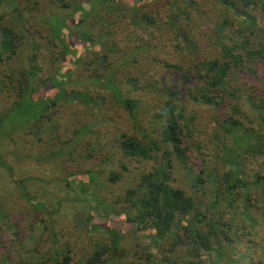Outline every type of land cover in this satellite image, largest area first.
<instances>
[{
    "label": "trees",
    "instance_id": "1",
    "mask_svg": "<svg viewBox=\"0 0 264 264\" xmlns=\"http://www.w3.org/2000/svg\"><path fill=\"white\" fill-rule=\"evenodd\" d=\"M156 1L165 14L160 23L159 11H143L148 0H0V63L17 53L15 34L3 17L30 23L37 34L27 35L21 80L3 66L0 78L6 76L17 93L0 111V129L25 104L16 117L20 138L51 145L46 151L56 150L53 155L61 156L63 146L72 154L71 139H63L56 118V108L64 106L77 119L91 116L74 131L82 136L80 146L104 148L99 163H108L107 180L134 168L123 190L111 196L117 205L100 189L102 174H72L66 185L77 188L64 201L78 202L72 208L74 226L64 237L56 224L62 197H37L0 155V168L12 183L0 190V264H264V237H247L244 225L258 223L264 230V0H212L210 14L195 0H179L195 12L180 8L178 0ZM99 7L102 12L95 11ZM49 8L53 12L46 13ZM203 15L214 17L212 30L199 29ZM124 16L131 31L144 32L145 24L151 30L135 51L120 57L121 43L106 40L110 33L101 28ZM178 16L182 20L176 21ZM93 24L101 30L94 33ZM208 50L216 54L207 55ZM139 65L144 72L131 70ZM105 91L119 107L113 108L116 122ZM143 111L149 128L141 123ZM45 130L56 142L40 139ZM92 133L101 141H89ZM7 138L13 137L0 133L1 143ZM90 156L87 151L81 159ZM258 160L262 167L246 179L242 168ZM175 164L188 172L186 187L172 184ZM252 190L258 204L241 194L253 196ZM206 194L211 199L203 202ZM247 205L255 206L259 217L244 213ZM238 207L243 208L238 217L246 214L249 220L238 222L233 215ZM115 218L147 233L148 246L131 238L136 247L120 250L126 230L114 225Z\"/></svg>",
    "mask_w": 264,
    "mask_h": 264
},
{
    "label": "rangeland",
    "instance_id": "2",
    "mask_svg": "<svg viewBox=\"0 0 264 264\" xmlns=\"http://www.w3.org/2000/svg\"><path fill=\"white\" fill-rule=\"evenodd\" d=\"M148 2H149L148 3L149 6L144 5L143 9L145 10L143 11H146V10L148 11L153 8L159 11V14L156 15V19H157L156 22L160 23L158 19L159 16L161 18H164L165 14H161L160 5L158 1L148 0ZM195 2L198 3L197 5L200 7L201 10L206 11V14L211 13V10L209 11L208 9L212 8V4H211L212 0H205V4L204 5L202 4V6L200 3H202L203 0H195ZM176 4H178L180 8L191 9V7L188 4L180 2L179 0ZM103 9L104 7H99L95 9V11L102 12ZM9 10H10L9 8L6 9V11H9ZM167 10L168 9L165 6L166 13H167ZM22 12L26 14L25 9H22ZM51 12H53L52 8H49V10L46 9V13H51ZM125 17L126 16H124L123 18ZM180 17L181 16L176 17L175 20L176 21L182 20ZM3 20L4 21H2V23L4 26H8L13 29V33L15 34L14 45H15V48L17 49V53L13 54L10 59L5 61V63H0V74H3L6 72L3 70L4 69L3 66L8 64L9 69L14 70V74L17 75L21 80L25 75L24 74V69H25L24 67L26 64L25 42L28 41L27 35L31 34L33 37L37 38V34L35 32V29H32L30 27L31 26L30 23L29 24L24 23L22 25L17 24V23L15 24V22L11 20L10 16L3 17ZM38 20L39 19H34L31 21H38ZM121 22L116 21L114 22V24H110V21H109L106 26L101 28V29L105 28L110 33L109 35L110 37H108L106 40L110 41L111 43H117V42L121 43L122 51L120 53V57L124 56L129 51H135L136 50L135 47L140 43L139 40L146 38L145 33H148L151 30V28L147 27L148 25L145 24L146 27L144 28V32H139V31L133 32L131 31V28H130L132 27V24L130 23V21H128V18H125ZM214 24L215 22H214L213 16L206 15V18H204V15H203V19H201L199 22V29L201 30L211 29L212 30ZM122 25L128 28H123ZM18 28H20V30L21 29L23 30V32H21L22 35H20ZM91 28L94 33L101 30L97 27V24L91 25ZM54 51H55L54 48H50L51 55H53ZM208 51L209 52L207 53V55L212 56V53L213 55L216 54V50H213V51L208 50ZM80 56L83 57V55H80ZM42 61H43L42 59H39V62H42ZM138 61L143 62L140 59H138ZM145 69L146 67H142L139 65L138 67L132 68L131 70H134L135 73H142L144 72ZM124 74H127V72H124ZM41 87L42 86L39 85V88L37 91L38 93L41 91ZM16 93H17L16 85L15 84L11 85V82L8 81L6 76L1 77L0 78V99L3 100V102L0 103V111L7 105L6 99L11 98L12 96H16ZM105 95H106L107 103L110 105L108 113L113 118L114 122H116L114 119L113 108L115 111L119 107L112 100L111 96L106 93V91H105ZM24 106L25 104L19 107V109L16 110L15 114L11 113V115L7 117V121L3 123L1 126L0 133L1 134L3 133V135L6 134L10 138L11 137L13 138L12 139L7 138V140H4V142L2 143L0 142V155L7 163L13 166L15 175H17L19 178L21 177L22 179L28 180L27 183L30 186L29 189L31 190V192L33 191L34 193H36L38 195L37 197L43 200H52V201L54 197H58V198L62 197L61 202L63 203L59 205L60 209H58V213L56 215V224L58 225L57 230L59 231V233L63 234V236L65 237L68 234V226L70 224L74 226L73 222H71L72 217H73L72 208L78 202L77 200L72 201V203H69V201H64V199L67 198L69 195L67 194L69 190H72V188H77L72 182H70V187L66 185V181H68L71 178V175L79 174L83 178L85 172H90L95 175H97V173L98 175L102 174L99 179L100 189H103V191L106 193L105 198L109 203L117 205L116 200L115 199L112 200L111 196H115L116 194L120 193L123 190L122 186L126 183V181H128V175L131 176L133 174L132 171H134V168L132 169V171L129 172V174L122 175L120 177L118 176V178L114 182H110L109 180H107L106 171L108 169L107 167H109L108 163H99V159L104 155V153L101 151L104 148L91 147L88 143L86 144V142H82L81 146L77 143V140L80 139L82 136L77 135V133L74 131L75 128L79 126L78 125L79 122H81V124L90 122L91 116H87V115L85 116L82 113V114H79V119H77L76 116L69 114L67 108H65L64 106L63 107L59 106L58 108H56L55 110L57 111L56 118L59 122L58 127H59V131L62 133L63 139L65 140H67L68 138L71 139L70 143H72L73 146L69 147V149L72 148V154H69V155L65 154L64 150L68 146L62 147L63 149L62 155L59 156V155L52 154V151L56 152V150H51L49 152L46 151V149L51 145H46L44 148L39 146L42 144L43 141H40L37 144L29 143L28 140L30 138H25L24 139L25 141H23L20 138V135L18 133V125H17L18 123L16 121V119H18L19 117L18 118L16 117L21 115L22 108ZM145 106L147 107V105ZM199 112H202L201 109H199ZM201 114L202 113H199V115ZM143 117L144 119H142L141 123L145 127L147 126L146 128H149L151 121L148 119L149 117L148 114L144 111H143ZM21 120H24V118L20 119V121ZM120 127L124 128L125 126L120 125ZM209 129L210 127L207 126L206 130L209 131ZM53 134L54 133H51L50 131L45 130V131H41L39 135H40V139H43L46 142L54 143L56 141L53 139ZM87 137L89 141H91L93 137L101 141V137L97 133H92L91 135H88ZM92 142H95V140H92ZM87 151L91 152L92 156H90L87 159H81V156ZM120 154L116 152L115 157L119 158ZM186 165L187 166L190 165L191 168L193 169L194 165L191 164L190 162L186 163ZM128 166L130 168V165ZM261 167H262V163L260 162V160H258L257 162L255 161L252 164H248L247 166L242 168V174L245 176L246 179L249 180L252 178L251 171L253 169L257 170L258 168H261ZM113 168L115 169V167ZM116 168H118V166H116ZM4 174L5 172L0 168V190L11 189L12 183L9 180V177L8 176L6 177ZM187 174L188 172L184 171L179 165L175 164L174 174H173L174 179H172V184L179 185L181 187H186V184H187L186 180L188 178ZM36 178H39L42 181H39V182L33 181ZM95 185L96 183H94V186H92L90 190L94 191L93 188L95 187ZM89 187L90 186H88V188ZM252 192H253V196H248L251 194L250 192L248 194L241 192V194L244 197L247 196L249 200L251 197L254 200L251 202L254 204H258L257 195L254 190H252ZM214 198H215L214 199L215 201L218 197L214 196ZM210 199H211V196L209 194H206V196L203 199V202H207ZM221 201L222 202L219 204L220 207L218 208H223L224 206L223 204H225V201L223 199ZM235 205H239L238 201H236ZM243 208L238 207V208L233 209V213H234L233 215H235L238 218V222L240 223H241V217L243 219L247 218V220H249L248 215L246 214H242L241 217H238V213H240L241 212L240 210ZM255 208H256L255 206L253 208L252 206L247 205L244 209V213H245V210H247L253 215L258 216V214H256ZM84 210H86V208H84ZM259 219L260 218H258V221ZM91 223L92 224L101 223L104 226V228L107 227V224L99 222L97 220H91ZM114 225L118 226V228L126 230L125 237L121 241L120 250L122 249L123 250L129 249L128 251L133 250L136 246L134 247L132 246L137 241H139L141 245L148 246V242L144 238L147 233L144 234V232L140 231V229H136L133 225L128 226L127 224L124 223V221H122L119 218H115ZM244 225L246 227L245 229L250 232V234L247 237L252 238L254 240H257L259 237H264V230L261 228L260 224L257 223V224H253L252 226H250L251 224L244 223ZM77 226L80 227V224L77 223ZM101 226L98 225L99 228ZM93 229L96 230V226ZM131 238L134 239V243L132 242ZM80 243L83 244L84 247H86L85 246L86 243L83 237L80 239ZM150 248L152 250H155V246L153 245H151ZM122 253L123 252H120V254Z\"/></svg>",
    "mask_w": 264,
    "mask_h": 264
}]
</instances>
